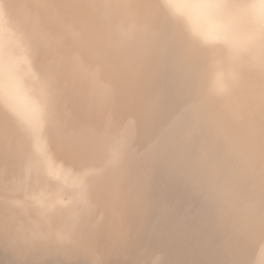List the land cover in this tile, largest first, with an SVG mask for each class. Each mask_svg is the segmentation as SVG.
<instances>
[{
    "label": "bare ground",
    "instance_id": "6f19581e",
    "mask_svg": "<svg viewBox=\"0 0 264 264\" xmlns=\"http://www.w3.org/2000/svg\"><path fill=\"white\" fill-rule=\"evenodd\" d=\"M0 264H264V0H0Z\"/></svg>",
    "mask_w": 264,
    "mask_h": 264
}]
</instances>
